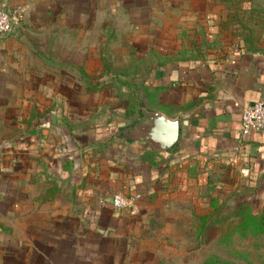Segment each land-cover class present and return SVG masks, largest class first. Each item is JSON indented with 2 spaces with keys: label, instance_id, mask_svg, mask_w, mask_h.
<instances>
[{
  "label": "crops",
  "instance_id": "1",
  "mask_svg": "<svg viewBox=\"0 0 264 264\" xmlns=\"http://www.w3.org/2000/svg\"><path fill=\"white\" fill-rule=\"evenodd\" d=\"M118 1L135 3L120 13L139 68L115 103L96 74L113 0H0L22 15L0 37V245L24 264L50 261L38 243L62 245V264H116L162 215L264 196V130L241 132L264 99V0ZM146 111L178 119L167 150L135 128ZM116 194L138 195L134 209Z\"/></svg>",
  "mask_w": 264,
  "mask_h": 264
},
{
  "label": "rangeland",
  "instance_id": "2",
  "mask_svg": "<svg viewBox=\"0 0 264 264\" xmlns=\"http://www.w3.org/2000/svg\"><path fill=\"white\" fill-rule=\"evenodd\" d=\"M134 4L129 1L126 4L128 8H125V4L121 5L118 0H113L114 13L111 19L99 21L105 22L113 32L108 51L101 54L97 52L108 66L96 69V74L105 76L108 86L104 92L115 103L114 96L123 86L126 75L139 68L130 44L129 32L125 30L130 25L120 13L132 10ZM151 4L152 0H141L137 6L150 13ZM99 10L103 11L97 3V11ZM135 74L127 79L135 81ZM213 207L207 211H196L195 206H188L162 215L151 222V227L139 237V252L134 256L131 253L120 254L122 260L116 264H264V196H252L246 194V191L235 190L231 191L222 204ZM57 232L56 228L49 229V234L56 235ZM0 234L5 237L6 229L1 228ZM61 246L56 243L33 245L38 251L45 252L55 264L63 263V259L56 253ZM64 246L66 251L71 250V244ZM2 248L3 245L0 248V264H24L19 259L20 254L16 248L14 255L12 244L5 246L8 252ZM31 256V259L28 257L25 260L26 263L50 264V261H41L38 254ZM66 258L73 264H80L68 255Z\"/></svg>",
  "mask_w": 264,
  "mask_h": 264
},
{
  "label": "built area",
  "instance_id": "3",
  "mask_svg": "<svg viewBox=\"0 0 264 264\" xmlns=\"http://www.w3.org/2000/svg\"><path fill=\"white\" fill-rule=\"evenodd\" d=\"M22 18L20 11L8 12L0 8V37L6 35L11 29L20 23ZM264 130V99L243 108L241 113V132L247 134L250 130ZM139 196L116 194L112 198L115 208L134 209Z\"/></svg>",
  "mask_w": 264,
  "mask_h": 264
},
{
  "label": "water",
  "instance_id": "4",
  "mask_svg": "<svg viewBox=\"0 0 264 264\" xmlns=\"http://www.w3.org/2000/svg\"><path fill=\"white\" fill-rule=\"evenodd\" d=\"M141 127L144 129L143 138L149 146L159 150L171 147L179 134L178 119L167 118L159 112L146 111L142 122L135 128Z\"/></svg>",
  "mask_w": 264,
  "mask_h": 264
}]
</instances>
